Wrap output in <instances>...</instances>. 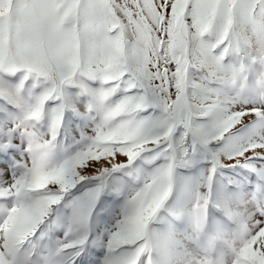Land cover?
Wrapping results in <instances>:
<instances>
[{"label":"snow or ice","instance_id":"6c2138e0","mask_svg":"<svg viewBox=\"0 0 264 264\" xmlns=\"http://www.w3.org/2000/svg\"><path fill=\"white\" fill-rule=\"evenodd\" d=\"M196 163L205 204L221 169L264 177V0H0V264H140L175 170ZM253 196L240 264H264Z\"/></svg>","mask_w":264,"mask_h":264},{"label":"clouds","instance_id":"9594fccd","mask_svg":"<svg viewBox=\"0 0 264 264\" xmlns=\"http://www.w3.org/2000/svg\"><path fill=\"white\" fill-rule=\"evenodd\" d=\"M198 191L207 195V189L191 187L182 226L156 224L154 218L148 223L138 242L144 246L140 264H240V253L255 231L252 221L248 223V232L241 228L242 221L256 207L254 196L248 197L247 210L237 224L221 228L209 218L210 199L205 204Z\"/></svg>","mask_w":264,"mask_h":264},{"label":"rangeland","instance_id":"374dc122","mask_svg":"<svg viewBox=\"0 0 264 264\" xmlns=\"http://www.w3.org/2000/svg\"><path fill=\"white\" fill-rule=\"evenodd\" d=\"M79 133L71 131V125L65 131L64 150L74 152L79 149L80 145L76 141ZM137 176L142 177L145 171L150 170V166L143 159L138 160L132 166ZM205 168L196 163L187 167H178L175 170L172 189L169 197L158 210L154 217V222L160 225L175 224L183 225V218L188 204V195L191 187L196 185L200 180ZM128 175L126 172L113 173L106 181L111 184L114 179ZM129 179L131 177L129 176ZM138 182V181H134ZM79 187V186H78ZM264 187V177L258 172L247 169H221L213 178L209 191L210 207L208 209L210 220L221 228L237 224L248 207V197L253 195L258 188ZM74 192L76 190H73ZM78 195V193H77ZM120 202L115 206L112 215L103 224L96 218L94 227L99 232L107 235V230L115 225L117 219L121 215L125 197H116ZM66 199H70L66 198ZM99 207V205H97ZM104 215L103 212L100 213ZM154 233H158V229L153 228ZM96 252L103 255L104 249L96 247ZM83 255V253H81ZM79 259V257H77Z\"/></svg>","mask_w":264,"mask_h":264}]
</instances>
